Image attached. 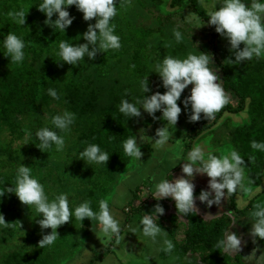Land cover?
<instances>
[{"label":"trees","instance_id":"trees-1","mask_svg":"<svg viewBox=\"0 0 264 264\" xmlns=\"http://www.w3.org/2000/svg\"><path fill=\"white\" fill-rule=\"evenodd\" d=\"M208 1L170 0V5L176 9L169 11L161 6L163 0H116L117 15L110 23L115 24L114 34L120 37L121 48L98 53L95 60L85 57L79 65L73 66L63 62L58 55L59 44L61 41L72 45L87 43L83 34L95 19L85 21L83 13L75 5L69 6L67 10L74 20L62 31L45 24L47 16L38 9L43 0H0V189L14 186L17 169L24 164L31 167L32 175L44 186L50 201L61 193L67 194L73 216L69 223L57 229L59 236L56 240H69L76 233L84 234L85 228L98 223L89 218L76 220L75 207L91 201L92 210L99 212L102 199L99 192L105 191V187L132 161V157L124 153L123 141L136 136L139 143L141 129L154 128L156 124L162 127L167 123L162 119V111L158 113L161 115L156 114V117L160 116L159 120L144 110H141L140 117L130 118L120 113L119 105L123 99L135 103L144 95L151 96L166 90L156 73L157 63H162L166 55L185 59L189 53L204 51L192 42L196 39L193 34L196 31L191 33L189 30L193 26L186 24L183 28L172 18H182L185 12H192L199 18L197 29L203 32L209 44L216 40L215 26L208 23V13L218 10L223 0L217 1L212 9H208ZM260 2L264 3V0ZM20 10L26 15V23L22 26L7 15L10 11ZM57 18L58 14H54L52 19L55 21ZM161 25L171 28L168 34L163 33ZM174 30L181 33L179 42ZM9 32L25 42L22 63H11L6 56L4 39ZM216 50L222 53L220 60L213 58L209 67L223 80L230 99L214 119L206 120L201 114V120L193 123L188 119L191 106L185 108L183 103L191 94L192 85L185 89L178 101L182 108L178 122L183 120L186 128L190 127V143L186 149L192 148L195 136L211 131L220 119L228 120V114L244 111L246 116L234 124L229 142L239 148V154L245 161L247 179L244 185L253 191L259 188V191L246 196L247 192L238 188L235 193L226 194L219 205L209 207L199 200V195L202 190L210 189L206 182L197 183L194 190L197 212L184 216L174 203L173 213L169 212L162 216L164 219L159 217L155 221L167 230L174 244L172 254L178 257L174 259L175 264H228L230 253L217 249L215 245L225 233L242 226L246 210L255 205L259 194L264 195V186L260 187L264 182V151L251 147L252 140L264 142V56L229 64L226 62L228 58L235 59L230 48L218 50L216 47ZM146 78L154 92H143L141 81ZM49 88L57 91L58 100L48 95ZM53 105L75 114L69 131L60 132L52 124V118L61 115ZM44 113L49 116L44 117ZM43 127L64 136L63 150L57 151L54 144L46 152L37 147L36 132ZM88 144H98L109 154L107 164L81 160L80 153ZM173 168L168 171L166 179L171 180L172 171L179 170L180 165ZM134 193L131 199L135 206L129 203L124 208L125 224L133 213L144 216L149 199H155L150 193L143 192L141 186L135 188ZM239 196L244 200L242 206L236 202ZM227 212L231 215L225 214ZM0 214L4 215L6 222L14 223L10 227L0 225V243L10 241L17 234L20 240L18 245L4 253L3 264H51L59 246L55 241L51 246L39 247L43 235L52 230L41 229L38 220L42 217L35 211V206L29 208L14 193H5L0 197ZM18 228L23 229L17 232ZM110 246L93 254L90 264L110 253ZM168 255L163 250L160 252L163 258ZM143 264H146L144 259Z\"/></svg>","mask_w":264,"mask_h":264},{"label":"clouds","instance_id":"clouds-1","mask_svg":"<svg viewBox=\"0 0 264 264\" xmlns=\"http://www.w3.org/2000/svg\"><path fill=\"white\" fill-rule=\"evenodd\" d=\"M75 5L83 13L85 21H92L87 31L83 34V39L87 43L72 45L66 41L59 44V53L63 62L70 65H79L85 57L95 60L98 53H106L108 50H118L121 48L120 37L115 33V24L110 21L117 15L116 0H43L38 6L39 11L46 14L45 24L59 28L65 31L74 20L67 10L69 6ZM54 14L58 18L53 21ZM19 25L26 23V15L23 10L10 11L7 14ZM210 25L215 26V30L222 37H226L230 43V51L233 52L235 59L228 58L229 64H239L245 60L250 61L253 57L260 58L264 56V3L260 0H251L247 4L244 0H223L222 6L218 10L208 13ZM191 19V14L186 18ZM174 35L179 42L182 38L178 30H174ZM243 44V48L241 45ZM91 46V50H90ZM4 47L7 57L11 63H22L25 58V42L22 38L9 32L4 39ZM213 63L212 56L203 52L199 55L189 53L185 59L174 58L166 55L162 63H157L156 73L162 79L164 93L159 91L151 96H145L143 100H136L135 103L123 99L119 105V111L127 117H140L141 108L153 117H156L157 111H162V119L170 125H176L182 108L178 101L182 93L192 85L191 94L184 100V106H191L189 122H198L201 120V114L206 120L215 118L228 102L230 97L225 92L223 83L217 72L210 67ZM134 67V66H133ZM144 93L150 91L148 79L141 81ZM48 95L54 99H59L55 89L49 88ZM137 105H140L138 107ZM75 121V114L65 111L62 115H56L52 118V124L60 132H67ZM171 133L168 127L158 128L155 133V142L153 147L157 150L163 148L170 139ZM39 140L37 146L41 151L52 147L54 144L57 151H61L65 145L64 136L56 131L43 127L36 132ZM143 141V137L140 138ZM251 147L254 150L264 151V142L256 140L251 141ZM124 153L137 160H141L144 153L138 145L137 137L131 136L123 141ZM81 160L87 163L107 164L109 154L103 151L98 144H88L80 153ZM255 159V157H251ZM182 173L179 178L172 180L163 179L155 186L154 196L157 200L171 198L176 203V208L180 214L187 216L193 211H198L195 204V184L193 180L196 174H207L209 179L208 190H202L199 195L201 202H206L209 207L213 204L219 205L222 198L228 194L235 193L238 188L248 191L243 181L245 179V161L241 155L232 150L228 155L217 156L211 151L206 152L204 146L195 145L188 153L187 162L182 164ZM5 193H14L19 201L31 208L35 206V211L41 214L42 219L38 220L41 229H51V233L43 235L39 241V247L43 249L51 246L59 236L57 229L69 223L73 213L70 211L67 194L61 193L51 201L45 193L44 186L32 175V169L29 166L21 164L16 173L15 184L12 187L0 189V197ZM214 193V197H213ZM254 211L250 214L254 223L250 229L249 235L255 244L257 239L264 240V205L257 203L254 205ZM165 213L164 207L157 203L151 214H145L140 224L143 235L150 237L155 243L158 236H164L161 249L168 254L174 250V244L167 239V232L155 221L158 214ZM225 214L231 215L230 212ZM211 215V214H209ZM74 216L76 220L83 221L89 218L92 221H98L99 229L105 234H114L119 238L120 222L115 218L110 210L109 203L101 199L99 201V212H94L91 208V201H85L75 207ZM16 223V222H15ZM14 223H8L4 215L0 214V225L10 227ZM135 233L136 229H132ZM217 249L232 254L240 253L242 250V237L235 232H227L224 237L215 245ZM254 248L252 253L245 258L247 264H264V255L257 258ZM173 259H178L174 257Z\"/></svg>","mask_w":264,"mask_h":264},{"label":"rangeland","instance_id":"rangeland-1","mask_svg":"<svg viewBox=\"0 0 264 264\" xmlns=\"http://www.w3.org/2000/svg\"><path fill=\"white\" fill-rule=\"evenodd\" d=\"M217 1L220 0H209L207 4L209 5L208 9H212V7H215V3ZM244 2L247 4H251V0H244ZM160 3H162L161 6L163 7L164 10L172 11L176 9L175 6L172 7L170 5V0H163V2ZM189 14H191L190 20L186 19ZM182 18L175 16L174 18H172V20L178 26H181L183 28L185 27L186 24L193 26L190 27L189 29L191 33L193 31H196L193 33L196 35L195 37L196 39L192 40V42L194 44L196 43L195 45L198 46V48H201V50L203 49L204 50L202 51L203 53L211 55L212 59L217 58L220 60V55L222 53H219V51L216 50V47H218V50L219 49L223 50L231 47L227 38L222 37L219 33L216 32V30H214V34L216 33L214 37L217 38L216 40L213 39L212 44H209L207 38H205L204 34H202L203 32L200 29L199 30L197 29L198 28L197 25L200 24L199 18L192 12L189 13L185 12ZM193 22L195 24H193ZM161 27L163 28L162 30L164 34H168V32L171 30V28L167 27V25H161ZM212 46H214V49ZM193 54L199 55L200 51L197 50V52H193ZM159 81L162 83V79L160 76H159ZM150 91L154 92V89H150ZM165 91H160V92L164 93ZM184 92H186V90ZM137 106L140 107V105ZM53 108L55 111L58 112L61 111V115L64 113V109L60 106H55ZM141 110H143V108H141ZM158 113L159 111L156 112V114ZM158 115H161V113ZM228 115L230 117L228 120L220 119L219 122H217V124L213 126L211 131L210 130L208 132L204 131V133L195 136L192 140L194 143L192 145V148L195 145H201L204 146L206 152L211 151L213 154L217 156L228 155L232 150H235L238 153H240L239 148L235 147L234 145H231L229 142L231 137L230 131L235 127L234 124H236L237 122L239 123L242 120V118L246 116V113L243 111L238 114H228ZM43 116L48 117L49 115L47 113H44ZM157 118H158L157 120H159L160 116H157ZM164 126L168 127L171 136L167 144L160 150H157L156 148L153 147V143L155 142V139L153 138H158L155 137V133L158 128H161V126L159 127L158 124H156L154 128L149 127L146 129L145 128L141 129L140 127L141 130L139 135L140 137L141 136L143 137V141L140 140L138 145L142 149L141 151L144 153V155L141 157V160H144L146 162L150 161L149 164L140 168L138 160L132 157V161L128 164V167L126 169H123L122 171L119 172V174L116 175L112 183L105 187V191L99 192V194L102 195V199L108 200L107 202L109 203L110 210L117 220H120L125 210L124 208L127 206V204L129 205V203H132V205L135 206V203L132 202L131 198H133V195H135L134 190L138 186H141L143 188V192H146V194L149 195L150 193L151 194L150 196L152 197L156 195L155 186L157 183H159L161 180L164 179V176L162 175L163 172L162 171L158 172L156 170L160 169V167L164 166V164L166 165L164 168H166L167 172L169 170H172L170 168V165L167 163V161H169V163L172 164L174 167H178L180 165L179 169L182 168L183 160L187 162L188 153L192 150V148H189L188 150L186 149V147H188V144L190 143V139H189L190 127L186 128V122L183 120L181 122H177L175 126L168 124V122ZM184 149H186V151ZM178 174L179 172L176 175L172 176L171 180L173 181L174 179L173 182H175V180L179 178ZM147 175L150 178V181L155 177L154 185L149 184V181L147 180ZM198 176L199 174H196L195 179H197ZM202 176L205 177L206 175L203 174ZM246 179L247 177L245 176L243 183L245 182ZM193 183L197 185L196 181L195 182L193 181ZM261 183L262 184L260 185V187L264 186L263 184L264 182ZM253 190L250 189L246 191L247 192L246 196H248L249 194L254 195L255 193H257V191H259V188L255 189V191ZM151 200L153 201L150 203ZM157 203L161 204L165 209V213L163 215L158 214V218L160 217L159 219H164L162 216L168 214L169 212L170 213L174 212L173 210L175 208L174 207L175 201L172 200L171 198H166L163 200L150 198L148 201L146 213L151 214L154 210V206ZM257 203L264 205V195L259 194L257 196L255 204ZM254 210H255L254 206L248 208L244 214L241 223L242 226L233 229V232L237 233L240 236H245L246 238L244 242L242 241L241 251L243 253V258L249 256L252 253L253 249L254 248L257 249V245H260L258 243L260 239H257L258 242L256 241V243L254 244L252 237L249 235L252 224L254 223V219L250 214ZM163 222H168V221L163 220ZM78 226H81V223L78 224ZM132 226L133 223L131 224V228ZM123 227H120L118 240L116 235L114 234L103 233L99 229L98 223L94 226H91V228L90 227L85 228L86 230L84 232L86 233L84 234L76 233L73 238L69 237V240L64 238L61 240L59 238L58 240H56V243L59 246V248L57 250V253L54 255V258H52L51 264H76V263L79 264V260L81 257L82 258L84 257L85 260L83 262L87 263L88 260L93 257V253L95 254L96 252H100L105 248L109 247V245H111L110 247L112 248V253L107 255V257L105 256V258L102 261V264H143V259L145 261V257L147 258L146 261H148V264H175L174 259L163 260L164 258L160 256V252L162 251L161 249L164 247L163 244H161L159 247H156L157 244L153 246L151 240L147 239V237H143V233H141L142 231H135V233H133L132 229L128 230L129 227L128 228L127 226L126 228ZM22 229L18 228L17 232L21 231ZM17 235L14 236L13 239H11L10 241H7L3 244L0 243V264H3L2 257L4 253L8 252V250H10L13 246L18 245V242H20V240L17 239L18 238ZM140 236L142 238H140ZM262 244L264 246V241L262 242ZM114 255L117 257V260L114 259L115 258ZM256 256L258 258V255ZM83 262L80 264H84Z\"/></svg>","mask_w":264,"mask_h":264},{"label":"crops","instance_id":"crops-1","mask_svg":"<svg viewBox=\"0 0 264 264\" xmlns=\"http://www.w3.org/2000/svg\"><path fill=\"white\" fill-rule=\"evenodd\" d=\"M142 150V149H141ZM144 150H146V149H144ZM149 162L150 161H144V160H138V163H139V167L140 168H142V167H144V166H146L147 164H149ZM167 163L170 165V168H172V167H174L172 164H170L169 163V161H167ZM164 164V163H163ZM166 165L164 164V166H161L160 167V169H162V167H163V169L162 170H160V169H158V170H156V171H162L163 173H162V175L164 176V179H166V175H167V171H166V168H164ZM182 169V168H181ZM182 175H183V173H181ZM196 176V175H195ZM208 176H202L201 174H199V176L197 177V179H195L194 178V182L196 181L197 183H201L202 181L203 182H206L205 184L208 186V182H209V179L210 178H207ZM199 178H200V181H199ZM147 180L149 181V184L150 185H154V181H155V177L150 181V178L148 177V175H147ZM173 181H174V179H173ZM196 183V184H197ZM197 185H195V187H196ZM210 191V190H209ZM240 197V196H239ZM238 197V198H239ZM236 199V202H240L239 203V206H242L243 204H244V202H243V199L240 197V199ZM214 210L216 209V206L213 208ZM122 212H123V210H122ZM142 217H143V215L142 214H138V213H133L131 216H130V218H129V221L126 223V224H124V221H125V218H126V213L125 212H123V214H122V216H121V218H120V227H123V226H125V227H123V228H126V226H127V228L129 227V229L128 230H130V229H136V231H142V226H141V224H140V221H141V219H142ZM133 223V226H132V228H131V224ZM164 231H166L167 232V230L166 229H163ZM141 233H143V232H141ZM143 237H146V236H144L143 235ZM241 237H243V239H242V241L244 242V240H246V238H245V236H241ZM140 238H142L141 236H140ZM164 236H158L157 237V239H156V242L154 243L152 240H151V238L150 237H147V239H149V240H151L152 241V245L154 246V245H156L157 244V246L156 247H159L161 244H163V240H164ZM167 239H169L170 240V237H169V234H168V232H167ZM264 240H259V244L260 245H257V249H258V253H256V255H258V257L259 256H261V255H264V246H263V244H262V242H263ZM259 246V247H258ZM157 249V248H156ZM110 253H112V251L110 252ZM110 253H108V254H106L105 256L107 257V255H109ZM94 254V253H93ZM144 254H145V252H144ZM79 256H80V254H79ZM94 256V255H93ZM105 256L101 259V260H96L95 262H93V264H102V261H103V259L105 258ZM114 259L115 260H117V257L114 255ZM144 257H145V255H144ZM229 257H230V263L229 264H247V262H246V260H245V258L247 257H245V258H243V253H242V251L240 252V253H235V254H232V253H230L229 254ZM173 258H174V255L171 253V254H169L166 258H164L163 260H165V259H169V260H173ZM79 259V258H78ZM146 257H145V262H146V264H148V261H146ZM81 260V261H80ZM80 260H79V264L80 263H82L85 259H84V257L82 258H80ZM90 260L91 259H89L88 260V262L86 263V262H83L84 264H90ZM78 262V261H77ZM97 262V263H96ZM77 264V263H76ZM253 264H254V262H253Z\"/></svg>","mask_w":264,"mask_h":264},{"label":"flooded vegetation","instance_id":"flooded-vegetation-1","mask_svg":"<svg viewBox=\"0 0 264 264\" xmlns=\"http://www.w3.org/2000/svg\"><path fill=\"white\" fill-rule=\"evenodd\" d=\"M181 169H179V170H177L176 172H173V174H172V176H174V175H176L178 172H179V174H178V176L180 177L182 174V171H180Z\"/></svg>","mask_w":264,"mask_h":264}]
</instances>
